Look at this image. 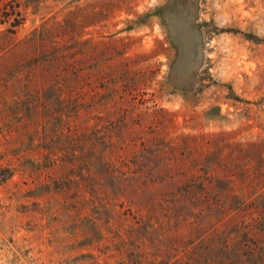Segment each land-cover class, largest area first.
Returning a JSON list of instances; mask_svg holds the SVG:
<instances>
[{
    "label": "rangeland",
    "instance_id": "obj_1",
    "mask_svg": "<svg viewBox=\"0 0 264 264\" xmlns=\"http://www.w3.org/2000/svg\"><path fill=\"white\" fill-rule=\"evenodd\" d=\"M21 2L0 24V264H244V224L264 253L259 207L177 208L198 157L219 204L264 195L242 154L264 139V0ZM146 148L140 215L119 168Z\"/></svg>",
    "mask_w": 264,
    "mask_h": 264
},
{
    "label": "trees",
    "instance_id": "obj_2",
    "mask_svg": "<svg viewBox=\"0 0 264 264\" xmlns=\"http://www.w3.org/2000/svg\"><path fill=\"white\" fill-rule=\"evenodd\" d=\"M26 3L21 2V0H0V24L7 23L9 22L13 26H18L23 22V8ZM29 6V5H28ZM27 6V7H28ZM26 7V8H27ZM159 149L157 150V153L155 151L150 152L149 148H146V152H143L141 155L143 159L146 161L145 163L142 162H137L134 166V169L125 170L124 166L120 167L119 170L121 172L127 171V172H132L133 173V179H135L134 183V190H133V196H132V204L135 208H137V211L139 214H143V211L146 207L144 203H147L146 201L144 202L143 199L141 198V194L145 188V185L148 186L149 181L147 179V173L150 169V165H153L154 159H163L161 158V154L158 153ZM242 154L244 156V160L246 162V165L252 164V162L255 164V159H256V168L253 170H256V176L254 181H264V139L260 140L259 142H253V143H248L245 145H242ZM195 161H192L196 163V166L198 167L199 172L196 171V167L194 169L190 166L188 167L189 169H184L182 170V176L186 177V181L184 182L185 185H182L180 187V200L178 201L179 205L177 204V208L182 207L185 210L184 214L185 217L189 216H194L197 218H211L210 215L213 214L217 215L219 217L220 212L224 213V211H227V207L231 209L237 210L238 208L242 207L243 211H248L250 207H255L262 209L264 211V195H258V197H255L252 199L253 195L256 193L249 192L248 189L244 186V188L247 190L244 192V195L246 196V199H243L242 197V202L241 203H236V201H232L230 206H227L226 203L224 204H219L218 199L215 197V192L217 190L221 191V197H227L229 195H226L225 189H216L215 186H212V182L210 181L209 175L200 173V168L203 166L204 161H202V157H198L194 159ZM204 160V159H203ZM214 161L209 163L207 166H210ZM254 166V165H253ZM125 174V173H123ZM150 176V174L148 173ZM177 174H170L168 176L169 179L175 178ZM233 175V173H232ZM231 178H234L232 177ZM211 179H213L216 182V177L211 175ZM228 179V177H226ZM207 180V182L205 181ZM253 180H249L253 182ZM140 181H142L140 183ZM155 181H151V183H154ZM250 182V183H251ZM243 183L247 186H249V190L252 189L250 187V183L248 182L247 179H243ZM140 184H142L140 186ZM228 190V189H227ZM256 190V189H255ZM126 189H122L120 195L121 196H126ZM264 192V190H263ZM263 196V197H262ZM240 199V196H237L235 199ZM251 200V202L249 200ZM228 201V200H227ZM224 201V202H227ZM171 203H176L174 201H171ZM223 203V202H222ZM154 205L157 206V203L154 202ZM175 208V206H173ZM261 211V212H262ZM199 216V217H198ZM207 216V217H206ZM222 219L224 220V215H221ZM259 218L256 219V221ZM186 227V226H185ZM244 229L243 231V237L245 238L243 246L246 248L244 249V254L243 256L240 255L238 256L235 260L245 262L244 264H254L260 263L262 260H264V253L260 249H257L256 252V247L257 243L254 241L253 237L250 236V231L252 230L248 225L244 224L242 226ZM223 248L226 250H234V248H231L230 242L228 239H225L223 242ZM236 254H238V251H234ZM245 252H247L245 254ZM234 254V255H236ZM260 256V257H259ZM259 258V260H258ZM230 259L233 261L234 258L230 257Z\"/></svg>",
    "mask_w": 264,
    "mask_h": 264
}]
</instances>
